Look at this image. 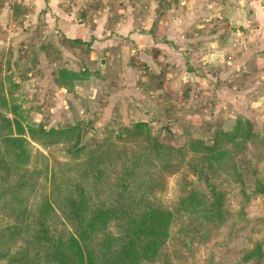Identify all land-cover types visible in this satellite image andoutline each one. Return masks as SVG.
I'll use <instances>...</instances> for the list:
<instances>
[{
  "label": "crops",
  "instance_id": "obj_1",
  "mask_svg": "<svg viewBox=\"0 0 264 264\" xmlns=\"http://www.w3.org/2000/svg\"><path fill=\"white\" fill-rule=\"evenodd\" d=\"M2 46L39 59L15 69V101L38 92L30 120L160 119L204 140L239 117L264 129V0H0ZM62 68L89 77L68 90Z\"/></svg>",
  "mask_w": 264,
  "mask_h": 264
},
{
  "label": "rangeland",
  "instance_id": "obj_2",
  "mask_svg": "<svg viewBox=\"0 0 264 264\" xmlns=\"http://www.w3.org/2000/svg\"><path fill=\"white\" fill-rule=\"evenodd\" d=\"M32 51L35 52L34 47ZM28 54L29 64L23 63L24 70L36 66L37 54L20 51L15 55L12 47L0 49V115H10L12 106L16 105L19 115L25 116V122L32 126L44 124L50 129L80 124V140L76 144L63 137L58 143L45 147L32 142L33 153L27 167L30 175L27 183L19 188L16 183L19 180L2 168L5 163L11 164V154L0 151L1 229L11 223L9 202L13 196H18L36 206L47 199L53 209L51 231L55 236L75 234L70 217L73 211H82L75 192L76 184L81 182L88 203L84 210L91 215L93 208L109 204H112L111 212L126 220L152 208L175 212L172 236L153 264H243L246 253L258 242L262 243L264 251V189L256 191L257 184H264V129L261 126L255 129L251 122L255 138L249 139L245 153L235 156V174L242 182H233L229 169L215 174L208 170L201 154L188 151L186 142L191 137L177 138L160 119L156 125L147 122L137 134H134L137 121H113L103 125L82 116L75 123L55 121L51 116L41 121L30 120L29 116L39 107L32 103L38 100V92L34 95L29 92V97L23 98L24 107L15 101V94L22 95L15 81L19 62ZM2 98L7 105L1 104ZM213 137L201 140L211 145ZM213 183L225 190L223 199L228 216L222 225L210 228L204 236V226L179 208V202L190 190L212 198ZM118 222L122 220L111 223L106 233H119ZM48 259L45 250H38L37 259L31 264H45ZM0 264L12 262L0 261Z\"/></svg>",
  "mask_w": 264,
  "mask_h": 264
},
{
  "label": "trees",
  "instance_id": "obj_3",
  "mask_svg": "<svg viewBox=\"0 0 264 264\" xmlns=\"http://www.w3.org/2000/svg\"><path fill=\"white\" fill-rule=\"evenodd\" d=\"M88 77L87 71L62 68L59 70L58 82L72 89L74 81ZM1 104L7 105L4 98L1 99ZM17 108L16 105L12 106L14 117L9 114L0 115V151L5 150L11 154V164L5 163L2 168L19 180L16 182L19 183V188L27 183L30 175L27 167L33 153L32 142L45 147L56 144L65 137L77 144L80 140V124L50 129H46L44 124L32 126L25 122V116L19 115ZM146 123L139 121L134 134L146 127ZM251 126L249 119L239 117L232 130H218L211 145L205 144L201 139L191 138L186 142L188 151L201 154L205 167L213 174L229 169L230 180L242 182L238 179L240 176L235 174V156L245 153L249 141L255 138ZM263 189V183L256 185V191ZM210 190L212 198L200 191L190 190L179 202V208L204 226V236L210 228L222 225L228 216L223 199L225 190L216 183L211 185ZM76 191V200L82 211L72 212L70 219L76 232L69 236H55L51 231L53 209L47 199L36 206L25 198L13 196L9 202L12 221L7 227L0 228V261L31 264L37 259L38 250L46 251L49 259L44 261L45 264H153L157 261L172 236L176 218L173 210L152 208L126 220V217H119L114 211L111 212L112 204H109L93 208L91 215L85 212L87 209L84 210L88 203L81 182L76 184ZM117 220H122L118 222L121 226L119 233L107 234V228ZM186 225L188 227L189 223ZM100 233L102 235L98 236ZM244 260L246 262L243 264H264L262 243L258 242L250 249Z\"/></svg>",
  "mask_w": 264,
  "mask_h": 264
}]
</instances>
